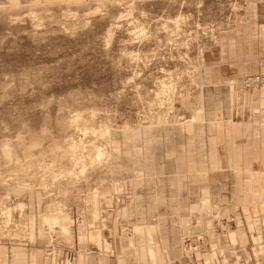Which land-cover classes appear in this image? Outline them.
<instances>
[{"label":"rangeland","instance_id":"obj_1","mask_svg":"<svg viewBox=\"0 0 264 264\" xmlns=\"http://www.w3.org/2000/svg\"><path fill=\"white\" fill-rule=\"evenodd\" d=\"M254 1L0 0V264L85 235L148 234L171 264L262 240L264 169L214 149L264 72L216 80L202 60L242 41Z\"/></svg>","mask_w":264,"mask_h":264},{"label":"crops","instance_id":"obj_2","mask_svg":"<svg viewBox=\"0 0 264 264\" xmlns=\"http://www.w3.org/2000/svg\"><path fill=\"white\" fill-rule=\"evenodd\" d=\"M261 6L262 10H259ZM240 30L245 35L242 34V41L238 39L235 46L233 43L225 49L222 45L220 48L217 46L202 55L210 71V75L206 74L211 79L241 78L260 70L264 72V1H254L253 13ZM205 55L212 57L205 58ZM229 118L245 124L235 125L234 131L227 133L228 137L223 135L218 141L214 139L217 141L214 150L219 165L223 168L233 164L234 167L264 169V88H253L249 109L232 110ZM213 157L215 155L207 158L209 164L215 162ZM263 211L264 208L259 206L253 211L254 214L250 212V222L246 225L249 231H252L253 218L256 219L255 224L264 223ZM244 235L238 233L232 237L230 246L216 242L217 252L209 257L201 255L195 259V264H264V233L262 240H257L253 235L254 238ZM147 237L148 234L142 232L77 236L79 247L76 252L56 248L54 252L57 253L46 254L42 264H112L113 261L114 264H171L176 259L171 260L158 253V249L153 247V240ZM248 244H252V250L248 249ZM233 248L237 253L233 251L230 254ZM21 255L19 259L25 260V253ZM177 261L183 263L182 258H177Z\"/></svg>","mask_w":264,"mask_h":264},{"label":"bare ground","instance_id":"obj_3","mask_svg":"<svg viewBox=\"0 0 264 264\" xmlns=\"http://www.w3.org/2000/svg\"><path fill=\"white\" fill-rule=\"evenodd\" d=\"M258 78V77H257ZM257 78H253V77H251V76H248V77H246L245 79H244V82H245V84H246V87L247 88H253V87H255V86H259L260 84H264V81H259ZM258 83V84H257ZM264 86V85H263ZM65 159H66V161H70V162H72V161H74V160H76V157H75V149H68V150H66L65 151ZM103 155V152L102 151H100V150H97V152H96V154H95V156L91 159V162H94V163H97L100 159H101V156ZM100 163V162H99ZM154 169H157V167L155 166V168ZM80 173H82V171H80ZM66 174H67V176H71V175H75V173L72 171V170H70L69 169V171H67L66 172ZM74 177H77V174L74 176ZM158 189H157V191H156V193H154V194H151L149 197L150 198H155L156 196H157V194H158Z\"/></svg>","mask_w":264,"mask_h":264}]
</instances>
